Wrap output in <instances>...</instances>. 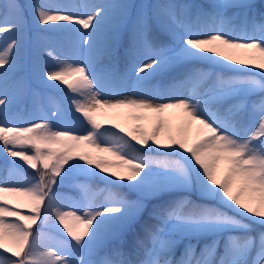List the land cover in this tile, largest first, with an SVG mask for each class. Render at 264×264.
I'll list each match as a JSON object with an SVG mask.
<instances>
[{"label": "snow or ice", "instance_id": "obj_1", "mask_svg": "<svg viewBox=\"0 0 264 264\" xmlns=\"http://www.w3.org/2000/svg\"><path fill=\"white\" fill-rule=\"evenodd\" d=\"M254 7L251 0H214L207 6L169 0L168 3L149 5L146 11H136L134 5L122 0L97 5L86 18H79L71 12L65 14L63 6L41 3L40 0H31L27 5H21L18 0H7L0 5L3 9L0 11V34H12L8 37L10 42L0 48V68L8 65L11 69L16 64L22 41L14 34L22 32L26 12L31 13L38 25L63 21L75 22L83 29L91 27L92 31L86 33L87 39L83 41L90 52L99 51L97 40L101 27L111 20L112 28L105 49L108 55H115V46L123 29L129 31L127 55H134L139 49L148 53V59L135 67L139 91L113 100L102 94L103 84L93 74L91 64L85 62L77 66L59 60L51 51L47 52L59 68L48 70L46 79L60 81L72 92L89 98L84 103L70 97L75 111L80 112L90 125L85 135L73 134L71 129H57L47 121L14 125L8 118L12 101L7 93L0 95V148L13 158L14 169L26 173L24 165H27L35 170V175L26 174L22 179L10 176L0 182V249L10 253V256L0 254V264H76L69 258L73 249L77 253H87V258H82L80 264H264V232L258 236L247 234L251 233L253 224L264 226V95L251 106L252 111L260 116L258 123L254 130L243 136L236 131L235 122L248 106L247 100L237 99L236 103L226 106L230 99L246 97L257 91L264 93V14L254 15ZM229 10L237 11L229 16ZM154 20L161 30L179 36L182 46L178 50L154 42ZM66 26L60 25L61 28ZM192 61L227 68H232V64L247 65L232 70L251 75L226 78L210 70L192 68L172 85H190L192 94L189 97L153 102L149 79L165 72L176 62ZM254 69L257 71L253 72ZM7 74V71L3 73L4 76ZM70 77L75 79L70 80ZM201 88L202 91H198ZM98 107L130 108L155 114L173 108L183 109L189 121L200 126L201 138L191 147L185 139L176 137H170V143L162 144L158 139L164 127L162 119L151 135L139 126L135 129L138 135L129 131L125 136L123 128H120V134L101 132V125L92 114ZM106 138H111V144L103 146ZM133 141L149 152L163 148L166 150L161 153L164 157L180 158L159 162L135 155L140 149ZM84 142L102 153L116 156L127 165L130 174L124 176L112 172L111 176L129 181L127 186L142 193L145 199H160L176 190L191 189L198 190L205 198L220 201L222 207L199 204L186 198L162 203L151 212V217L158 223L145 224L144 236H137L132 251L126 252L124 233L146 210L143 199L129 201L109 192L107 202L96 205L91 186L81 185L78 187L83 193L84 206L89 209L83 211L76 205L69 207L63 203L54 191V186L63 183L74 170L88 176L108 172V161L93 159L87 154L79 156L83 163L65 169L64 166L73 159L70 153ZM52 144L65 148L57 151L41 147ZM27 148L31 151L25 150ZM221 163L226 167L223 176L218 178ZM153 164H159L160 170L154 171ZM101 179L107 180L108 177ZM109 183L115 185L116 180ZM6 194L27 197L31 204L30 214L22 215L9 203ZM12 217L17 219H9ZM41 220L45 227L61 233L59 241H42L43 229L35 234L31 231L33 224ZM80 225L82 229H79ZM65 232L74 244L63 236ZM85 237H89L88 240ZM206 237L211 240L200 246V240ZM185 239L189 242L184 245L179 259H175V251ZM109 244L112 246L103 255L92 258Z\"/></svg>", "mask_w": 264, "mask_h": 264}, {"label": "rangeland", "instance_id": "obj_2", "mask_svg": "<svg viewBox=\"0 0 264 264\" xmlns=\"http://www.w3.org/2000/svg\"><path fill=\"white\" fill-rule=\"evenodd\" d=\"M210 3H213L214 0H207ZM253 0H251L252 2ZM5 0L4 3H6ZM19 2V1H18ZM31 0L28 1V4ZM41 3L49 4V5H59L63 6L65 10V14L68 12L73 13L79 18H86L87 15L91 14L95 11V6H104L108 4L120 3L122 0H40ZM123 2H127L131 5L135 6L136 11H140L141 9L147 10L149 5H157L168 3L169 0H123ZM175 3L180 4H189V5H200V3L196 2V0H173ZM237 11V10H236ZM229 16L231 14H228ZM156 26L161 30L158 22L156 20L153 21ZM60 25H67L65 28H61ZM30 27L32 30H30ZM104 27L112 28V21H106L104 25L101 27V31L99 34V39L97 40V45L104 43L107 41L108 34L103 32ZM92 28L83 29V27L75 22H54L49 25H38L33 19L30 12H26L25 14V24L22 32L15 33L21 41L22 47L19 49V55L16 56V64L13 68L9 69L8 65H4L0 68V95L7 93L9 99H11L12 103L9 105V113L8 118L9 122L14 125H30L32 123L47 121L54 125L57 129H71L73 134L77 135H85L87 134L90 125L88 122L83 120H75L73 117L68 116L63 110V106L61 101L50 91L45 89V86L37 85L38 81L46 79L45 73L52 68H59V65L56 64V61L51 57L47 56V52L51 51L53 54L58 57L61 61H66L67 63H71L74 65H81L85 62L91 64L93 68V57L95 52H90L88 46L83 43L85 39H87L86 33H90ZM163 32H166L162 30ZM70 32L74 36H68L67 33ZM168 33V32H167ZM12 35L10 33L0 34V48L4 47L7 43H9L8 37ZM95 39V38H94ZM173 44L167 46L168 48L179 49L182 44L179 39V36H173L172 38ZM34 53V54H32ZM37 55H43L48 59V62L42 61L39 58H36ZM132 60L131 67V76L129 78L128 84L116 90L115 92H107L105 88V82L103 79L96 75V72L93 70V74L95 77L103 84V95H106L109 99H117L121 96H130L133 92L139 91L136 87V75H135V67L138 65H142L148 59V53L139 49L134 55H130ZM244 58V57H241ZM230 63V62H226ZM215 69L214 72L219 73L220 75L226 78H246L251 75L248 72H238L233 74L226 75L222 69L233 71L232 69L248 67L247 65H235L232 64V68L221 67L218 65H212ZM192 68H201L205 71H211L213 68H206L203 65H194L192 63L190 69ZM7 71V76H4L3 73ZM151 71V70H146ZM166 70L163 73H159L153 77H151L148 81L149 86V94L151 95L153 102H167L171 100L187 98L192 94V88L190 85H178L173 87L174 81H179L181 79L173 78L170 83L167 82V79H170L168 76L164 77L160 81L159 75L166 73ZM257 70H253L255 72ZM143 75V74H141ZM256 79H261L259 76L255 77ZM183 79V78H182ZM22 85V87H21ZM198 91H202L198 89ZM261 95L264 93H260L259 91L250 94L246 97L241 96L235 99H230L226 101L227 104L236 103L237 99H246L248 102V106L245 108L249 111V121L248 126L245 133H240L237 126L236 131L240 135H245L250 133V131L254 130L256 124L258 123L260 116L258 113L252 111V103L258 101L261 98ZM88 97L79 99L80 101L87 103ZM69 106H75L72 101L69 102ZM213 110H215V106H213ZM126 111L125 114L128 115L130 113H151L145 110H136L130 108H102L98 107L93 113H101L103 115L104 121L109 124L113 122V118L116 113ZM92 113V114H93ZM154 114L157 118V123L160 119L164 122V127L161 129L160 135L158 139L162 144L170 143V137H176L177 139H185L187 144L190 146L191 143H196L201 138V133L199 132L200 126L194 122H190L187 116L184 113L183 109L173 108L166 110L163 114ZM130 122V120H129ZM132 125H138L139 122L137 120H131ZM136 127L133 130V134L138 135L135 132ZM135 142V141H134ZM136 143V142H135ZM149 143H152L149 141ZM111 144V138H106L103 142V146H108ZM138 144V143H136ZM140 145V144H138ZM47 147H57L59 151H63L65 146L60 144H52L45 145ZM145 148L144 146L140 145ZM89 147V144L86 142L80 144L79 147L74 149L70 155L73 159L68 161L64 167L68 168L69 165L72 164H80L83 163L79 160V156L83 155V151ZM27 151H31V149H25ZM0 153H3L5 156L7 154L0 148ZM102 153V152H101ZM105 157H112L115 161H120L116 156L111 155L110 153H102ZM9 157V156H7ZM10 160L13 158L9 157ZM16 159V158H15ZM19 159V158H18ZM150 159V158H149ZM153 160V159H151ZM157 161V160H153ZM159 162H164L165 160H158ZM225 165L223 163L220 164V171L218 174V178L222 177L225 170ZM153 170L159 171V164H153ZM25 174H18L14 172L13 166L11 163H7L4 165L2 172H0V182L8 179L10 176L13 178H21ZM63 175V173H61ZM143 175V173H141ZM60 178H58L59 180ZM81 185L91 186L92 191L95 193L94 203L96 205H103L107 202V196L109 192L116 193L110 186L103 185L99 189L95 188L93 185L82 178H78L77 175L72 174L67 177L63 183L58 185V189L54 190L58 193V195L62 198L63 203L71 207L72 205H76L77 207L82 208L83 211H88L89 209L84 206L83 193L80 190ZM67 187V188H64ZM125 198V197H123ZM6 199L9 203L15 207H17L22 215H29L31 211V204L27 197H16L10 194H6ZM129 201H137L142 200L141 197H136L133 199L125 198ZM180 199H184L182 196ZM143 202L146 204V200L143 199ZM103 210V209H101ZM11 220H15L17 218L12 217L9 218ZM30 223V221H28ZM39 222L40 230L34 232H40L43 229L42 233V241H51L56 240L59 241L61 239V233L57 232L56 229L51 227H45L43 221ZM36 222V223H37ZM35 223V224H36ZM33 224V225H35ZM95 222L93 223V226ZM62 227V226H61ZM82 225L79 226V229H82ZM78 229V230H79ZM32 231V229H31ZM91 234V230H89ZM64 237H67V233H63ZM89 237H85V240H88ZM208 238V239H207ZM206 240H200V246H203L205 242L211 240V237H207ZM68 240L71 241L70 237H67ZM189 241L187 239L183 240L182 245L178 247L175 251L178 252L180 250V255L183 252L184 245ZM192 243H196L195 240L191 241ZM71 243H75L71 241ZM132 250V249H130ZM0 254L4 256H10V253L3 252V249H0ZM255 252L253 253V256ZM180 257V256H179ZM178 257V259H179ZM14 258V257H13ZM72 260L76 261V264H80V260L82 258H87V253H77L74 249L71 250V255L69 257Z\"/></svg>", "mask_w": 264, "mask_h": 264}, {"label": "trees", "instance_id": "obj_3", "mask_svg": "<svg viewBox=\"0 0 264 264\" xmlns=\"http://www.w3.org/2000/svg\"><path fill=\"white\" fill-rule=\"evenodd\" d=\"M18 1L21 5H27L29 0H18ZM196 1L200 2V5L207 6V5L211 4L207 0H196ZM4 2H5V0H0V5L4 4ZM251 3H253L255 5V7L252 9V13L254 15H257L259 17L261 14H264V0H253ZM208 10L211 11V9H208ZM0 11H3V9H0ZM233 11H236V10H229L228 14H232ZM30 30H32L31 27H30ZM110 30L111 29L105 27L103 29V32L105 34H109ZM70 34L71 33H68V35H70ZM128 39H129V31L127 29L122 30L120 32L119 42L115 46V55H108L106 53L105 49L108 46L107 41L100 44L98 46L99 51L95 52L94 68L97 71L98 75L104 80L106 89L108 91H113L116 87L125 85L128 81L127 79L130 75V67H131L130 56L127 55L126 51H125L127 46H128ZM152 39L154 40V42L158 46L159 45L168 46L173 42L172 41V35L170 33L161 32L155 26L154 23L152 26ZM37 58H39L42 61L48 62V59L43 55H37ZM192 63L210 66V64L208 62H201V61L176 62L170 67V69L173 70V72H178L180 74H184V72L187 70V66L189 64H192ZM224 72L226 74L237 73V71H229V70H224ZM69 79L70 80L75 79V77L69 78ZM44 84L46 85V87L49 90L53 91L54 94L61 100V102L65 108V112L68 115L75 118L76 120L84 119L80 112L75 111V107H67L69 104L68 102L71 100L70 97L79 100L84 96H82L79 93L72 92L71 89H69L67 85L63 84L60 81L47 80V81H44ZM56 85H58V87ZM137 116L144 117L143 119H139L140 124L138 126L142 127L146 133L151 135L154 127L156 126V120H155V116L153 114L131 113L129 116H127L125 114V112L117 113L116 116L114 117L113 123H111L109 125L103 121L101 115H98L96 120L101 125V129H100L101 132L106 131L108 133L115 132L117 134H120V128H123L125 130V132L123 134L126 136L127 132H129V131L132 132V130H133V126L130 125V123H128L127 121L130 118L136 119L135 117H137ZM247 122H248V111L247 110L241 111L239 118H238V121L235 122L238 130L241 132H245L246 127H247ZM117 125H119V128L116 127ZM127 138L129 139L130 137H127ZM133 144H135V143L133 142ZM194 144L195 143H191L190 147ZM135 146H136V148L140 149V151L138 153H134L135 155H143V156H146L147 158H150L153 160H157V161L158 160H169L170 161V160H175V159L180 158L178 156L164 157L161 153H163L166 150L163 148H160L157 151L149 152V151H147V149H143L140 146H138L137 144H135ZM41 147L47 148V146H45V145H41ZM153 147H156V146L153 145ZM52 149L59 151L57 147H52ZM128 151H131V149H128ZM85 154L90 155L93 159L103 158L104 160L108 161V172L107 173L100 172L99 176H88L84 173L79 172L78 170H74L75 175H77L78 177H81V178L89 179V181L93 185H95L97 188L101 187L102 185L110 186L117 194H119L120 196H123L125 198L133 199L136 197H141V198L145 199L143 197L142 193L134 191L127 186L130 183L129 181H127V180L120 181L118 179V177H112L111 176L112 172H116L118 175H124V176H127L128 174H130V170H129L127 165H123L122 162H117V161H114L110 158L104 157L102 155V153L96 147H93L91 145L89 146V148L87 150H85L83 152V155H85ZM185 155H188V153H185ZM16 160L20 164H23V161H20L19 159H16ZM7 162H10L9 158L5 157L3 154H0V171L2 170L3 164H5ZM92 167L94 168L95 166L93 165ZM24 168L27 170V172L25 174L35 175V170L29 168L27 165H24ZM15 170H17V169H15ZM17 171L20 173H24V172H21L20 170H17ZM96 171L99 172L98 169ZM103 176H107L108 179L107 180L101 179V177H103ZM136 179L139 180L140 177H137ZM111 180H116V184L113 185V184L109 183V181H111ZM132 183H134V181ZM56 187L57 186H54V188H56ZM181 196H183L187 200L193 201L195 203L207 204V205H211V206H215V207H222V204L220 203V201H218L216 199L205 198V197L201 196V194L198 190H191V189H189V190H176L172 193L165 194L160 199L147 198V199H145L146 205H147L146 210L138 218L137 222L135 223V225L132 228L125 230L124 238L127 241V243L125 244L124 250L126 252L132 251L130 249H132L134 239L137 236H139L141 238L144 236L145 224L154 225V224L158 223L157 220H155L151 217V212L154 208L158 207L162 203H166V202L171 201V200H180ZM225 210L229 211L230 215H235L234 212H232L228 209H225ZM39 228H41V227L38 223V224H36V226L32 227V232L34 233V231L36 229H39ZM260 232H264V226H261L259 224H253L251 233H247V234H250L252 236H258ZM237 234L238 235H245V233H237ZM111 246L112 245L109 244L107 248L103 249L97 255H94L92 258L97 259L99 255H103L104 251H107L108 248H110ZM179 256H180V254L178 251L175 254L174 258L178 259Z\"/></svg>", "mask_w": 264, "mask_h": 264}]
</instances>
